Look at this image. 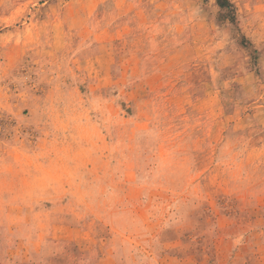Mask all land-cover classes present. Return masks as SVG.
Masks as SVG:
<instances>
[{
    "label": "rangeland",
    "instance_id": "rangeland-1",
    "mask_svg": "<svg viewBox=\"0 0 264 264\" xmlns=\"http://www.w3.org/2000/svg\"><path fill=\"white\" fill-rule=\"evenodd\" d=\"M0 264H264V0H0Z\"/></svg>",
    "mask_w": 264,
    "mask_h": 264
},
{
    "label": "trees",
    "instance_id": "trees-1",
    "mask_svg": "<svg viewBox=\"0 0 264 264\" xmlns=\"http://www.w3.org/2000/svg\"><path fill=\"white\" fill-rule=\"evenodd\" d=\"M220 7H224V4H220Z\"/></svg>",
    "mask_w": 264,
    "mask_h": 264
}]
</instances>
